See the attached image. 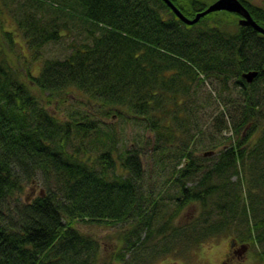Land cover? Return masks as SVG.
Segmentation results:
<instances>
[{"label": "trees", "instance_id": "16d2710c", "mask_svg": "<svg viewBox=\"0 0 264 264\" xmlns=\"http://www.w3.org/2000/svg\"><path fill=\"white\" fill-rule=\"evenodd\" d=\"M174 1L189 15L207 4ZM240 1L264 26V9ZM80 26L84 32L75 30ZM66 37L73 39L64 60L43 55ZM249 67L263 70L252 86L240 79ZM169 72L176 77L167 81ZM236 79L242 113L238 127L232 118L235 138L218 162L207 164L191 149L170 152L181 126L204 136L188 105L196 81L225 86ZM262 80L257 32L231 33L209 20L185 26L162 0H0V264H98L100 243L73 227L79 221L122 223V264H152L177 246L188 253L222 230H235L242 243H264ZM72 91L100 105L102 116L111 111L148 125L161 168L180 158L169 182L176 196L166 202L167 182L147 185L145 150L121 151L115 134L91 141L109 118L91 123L99 118L88 109L65 108L63 117L48 109L66 106ZM29 185L40 186L30 201L22 197ZM196 202L203 213L174 224L169 203L176 211Z\"/></svg>", "mask_w": 264, "mask_h": 264}, {"label": "rangeland", "instance_id": "374dc122", "mask_svg": "<svg viewBox=\"0 0 264 264\" xmlns=\"http://www.w3.org/2000/svg\"><path fill=\"white\" fill-rule=\"evenodd\" d=\"M250 2L255 6L264 7V0H251ZM220 18L219 19L226 28L232 31L236 29L238 19L235 15L224 16V18L220 15ZM71 39H73V37H66L57 45L46 46L43 50V55L48 58H56L59 56L64 57L69 51L68 46ZM19 50L20 49L18 48L17 55L20 54ZM26 51L27 49L25 50V54L29 55ZM230 97L232 98L236 96L230 95ZM207 99L209 98L202 99V97L199 98L197 96H193V98H189L188 102L189 107L193 109V114H197L198 116L197 120L200 122L199 127L202 128V134L204 136H197L198 133L195 130L191 129L190 132L188 128L181 126L177 130L182 131V136L176 138V142L170 146V152L179 154L180 148L187 150L191 149L196 157L203 160L206 159L208 163H212L215 161L217 156L216 151L220 149L215 150L214 144H217V146L220 144L221 147H223L224 144L225 147L229 144V138L232 136V118H230V114H232L233 120H236V118L242 113V110L240 109L241 107L239 103L227 106L228 101L225 102V107L224 105H219L217 102ZM56 105H50L48 106V109L57 115L60 114L62 117L64 114L61 112L65 108L70 109L73 106H78L95 112L98 118L102 117L103 114L102 110L96 109L98 107L93 104L92 106L88 104L86 97L80 95L79 93H75V91L70 93L69 101L66 106L63 107V105ZM217 117L223 120L225 119L227 125L217 126ZM112 118L113 119H109V126H117L121 129L124 124L127 127H130L129 130L125 132L123 137L119 135L117 144L119 143L120 150L125 151L126 149L129 150L131 148L145 150L142 155V159L147 173L146 183L151 187L155 183L161 185L167 182V184L163 187H165L166 202H169L172 196H176V189L173 185L169 184V182L171 181L170 177L172 175V171L180 158L177 157V159L171 160L170 167L163 166L161 168L157 159L159 156L157 154L154 156L152 155V152L154 151H152L153 145L151 141L154 139V134L153 131L149 129L148 125L142 119H134L133 121L129 119V116L123 119L116 116H113ZM189 124L191 125L189 127L193 128L192 120ZM217 128L220 132L217 131ZM192 136L196 139L194 142L190 140ZM147 142L150 143L147 144ZM164 151H169V149L165 147ZM149 179H152L153 181ZM192 184L193 182L191 181L189 186H192ZM38 186H27L23 199H28L30 201L38 195L40 192V186ZM175 208L174 204L169 203L167 209L169 211H173L177 216L173 221L174 224H178L180 222H185V224L189 223L203 213V208L198 202L174 211ZM209 214V211H206L205 216L209 217ZM210 215L214 216L216 214L214 213ZM75 227L83 233L92 235L99 241L101 254L98 264H122L118 262V256L121 253H125V243L123 244L121 239V231H124V226L94 225L76 222ZM236 235L235 230H231L229 233H226V230H222L219 234H213L207 237L200 245L193 246L191 251L188 253L181 252L180 248L177 246L174 250L176 253L167 254L162 257L161 260H158L155 263L153 262L152 264H264V243L258 245H253L251 242L242 243L240 239L236 238ZM129 258H131V253H129L124 261H128Z\"/></svg>", "mask_w": 264, "mask_h": 264}, {"label": "bare ground", "instance_id": "6f19581e", "mask_svg": "<svg viewBox=\"0 0 264 264\" xmlns=\"http://www.w3.org/2000/svg\"><path fill=\"white\" fill-rule=\"evenodd\" d=\"M163 3L165 4V6L171 11V8L170 6L164 1L162 0ZM204 2V3H207L203 10H201L200 12L198 13H194L193 15H189L188 13L186 12H183L182 15L184 16V18H186L188 21H195L194 24H189L188 22L184 21L183 19H181L177 14L173 13L172 14L175 16V19L176 20H179L181 23H183L185 26H193V25H196V24H202L204 25L205 24V21L206 20H209L211 25L215 26V25H218L220 26L223 30H227L231 33H234V32H237L239 31V29H242V28H249L255 32H257L259 34V36L261 38L264 39V26L262 24H260V22H258L252 15V13L249 11V8H247V6H245L247 8V10L250 12L251 16L253 17V20L256 22L257 26L260 28V29H255L253 26H248V25H243L240 21L243 20V17L239 14L235 15L236 18L238 19V22L236 23V29L234 31L232 30H229L228 28H226L224 26V24H222V21H220V16L217 14L218 11H211V12H208V13H205V11L208 9V8H211L214 3L218 2L219 0H213V2H210L209 0H187L188 3H190L191 5L195 4L196 2ZM171 2L178 8V4L174 1V0H171ZM251 5H253L251 2H250ZM58 6V5H57ZM255 6V5H254ZM258 7H261V6H258ZM264 9V7H261ZM213 15V16H212ZM220 18V19H219ZM75 30L79 31V32H84V29L82 26L76 28ZM130 32H133V28H131L129 30ZM263 41V40H262ZM58 42L56 43H52V45H57ZM71 44V43H70ZM49 46V45H48ZM69 47V46H68ZM71 53L70 51V48H69V51L65 54L64 57H56V58H60L61 60H64L69 54ZM263 72V70L259 69V68H253V67H249L248 69H244V71L241 72V76H240V79L245 81V83H247V85L249 86H252L255 82H256V79L258 77H260L261 73ZM254 75V76H253ZM176 77V73H172V72H169L167 75H166V80H170V79H173ZM217 82H210L209 80L207 81V84L205 82H201L200 80H197L195 85H194V88L192 90V94H194L195 96L197 97H202L203 98H209L207 100H211L213 102H217V104H221V105H224L225 106V102L228 101L227 103V106H231V105H234L236 103H239L240 100H241V97H240V94L238 92V79H236V83L234 85H223L220 81L216 80ZM264 80H262L263 82ZM209 84V85H208ZM259 88V87H258ZM257 89V88H256ZM255 89V90H256ZM193 95V96H194ZM230 95H235L236 97H230ZM87 100V99H86ZM88 104H90L88 102ZM92 106V104H90ZM95 105V104H93ZM97 106V105H95ZM98 108L96 109H99V110H102L103 108H101L100 105L97 106ZM100 107V108H99ZM226 107V106H225ZM262 108H264V104L261 105ZM114 116L113 112L111 111H107L106 114H104V116H102L101 118L99 119H90V122L91 123H94V122H98L104 118H111L113 119L112 117ZM115 118V117H114ZM219 118V117H217ZM230 118H233L232 114H230ZM109 119L107 120L106 123H102V126H98L97 130L94 131V133H92V137H91V141L94 142V143H103L105 142L106 140V137L108 135H113L115 134L117 137H119V135L121 137L124 136L125 132L129 130L130 127H127L126 125H122L121 129H119V127H112V126H109ZM236 121L235 122V127H238V121L237 120H234ZM199 121H196L194 123V125H197L199 126ZM234 123V122H232ZM217 131L219 132L218 128H217ZM230 138H235V132L234 130H232V136ZM207 139V138H206ZM108 141V140H107ZM123 141V140H121ZM88 143H84V142H80V147H83V146H87ZM230 142H229V146H230ZM220 148V149H219ZM225 148V144L223 145V147H221L220 144H218V146H215L214 149L217 150L219 149L218 151H216V158H215V161L218 162L219 160V156L221 154V152L224 150ZM157 150V147L156 146H152V151H156ZM207 164H212V163H208V161H206V159L204 160ZM183 165H181L182 167ZM243 166L241 165L240 166V169H242ZM153 186V185H152ZM174 187V186H173ZM153 188V187H152ZM176 190V186L174 187ZM157 191H159V187L157 188ZM22 197H24V195H22ZM132 221V220H131ZM75 223L74 222V225L73 227H75ZM79 223H82V221H79ZM111 225V224H110ZM118 225H123L122 223L118 224ZM114 226V225H113ZM232 226V225H230ZM233 228V226H232ZM77 230V228H76ZM81 232V231H80ZM82 234H85L86 233H83L81 232ZM89 235V234H87ZM92 236V235H91ZM95 238V237H94ZM96 239V238H95Z\"/></svg>", "mask_w": 264, "mask_h": 264}, {"label": "water", "instance_id": "95a60500", "mask_svg": "<svg viewBox=\"0 0 264 264\" xmlns=\"http://www.w3.org/2000/svg\"><path fill=\"white\" fill-rule=\"evenodd\" d=\"M170 8L173 10L175 14H177L181 19L188 22L189 24H194L195 21H188L184 16L182 15V12L171 2V0H164ZM229 11L234 12L243 17V20L240 22L243 25L253 26L255 29H260L256 22L253 20V17L251 16L250 12L247 10V8L241 3L240 0H219L218 2L214 3V5L211 8H208L205 13L211 12V11ZM254 76V75H253Z\"/></svg>", "mask_w": 264, "mask_h": 264}]
</instances>
